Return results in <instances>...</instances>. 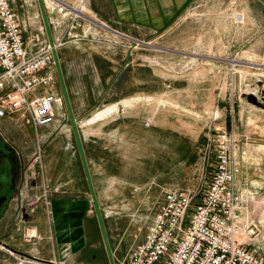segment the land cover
I'll return each instance as SVG.
<instances>
[{
	"label": "rangeland",
	"instance_id": "1",
	"mask_svg": "<svg viewBox=\"0 0 264 264\" xmlns=\"http://www.w3.org/2000/svg\"><path fill=\"white\" fill-rule=\"evenodd\" d=\"M36 1L37 4L36 2L33 4L35 10L39 5L38 0ZM237 2L239 6L241 5V9L238 8L236 12L233 11V15L236 16V13L245 12L243 20L244 23L246 22V26L247 22L258 25L264 24V0H238ZM216 4L218 3L211 4L210 10L214 9ZM227 6L232 7L230 0H227ZM73 23L77 25L76 22ZM209 26H212V23L208 20L203 25L199 23L195 25L191 22L182 30H172L165 35L163 40H160V43L152 46L154 50H151L149 54L155 55L153 53H156L162 57L161 63L167 80L163 91L165 92V99L169 102L183 99L185 101L183 103L187 107L192 105L194 101L203 102L205 99L208 100L207 90L210 85L207 86V84L209 81L221 83V89L218 88L216 93L212 91L213 109L206 108L212 112V117L205 115L204 118H201L200 123H196L189 109L175 108L170 105L174 110L170 107L165 108L159 119L158 126L163 128L162 133L159 129H155L150 122L146 123V127L143 123L142 125L128 124L127 136H116L117 142L108 139L112 140L110 147L114 149L113 157L110 155L107 158L102 155L98 157L96 147H91L92 143L87 141L91 176L99 205L103 211L116 264H123L131 249L145 239L149 224L157 212L159 204L163 201L166 191L196 192L203 187L214 163L215 136L223 130L230 133L225 129V126L228 129L233 128L241 135L239 136L242 140L241 147L245 146V150L260 152L259 154L264 152V113L260 111V109H264V66H253L248 64V61L243 60V63L239 62L240 66L234 67L235 63L238 62L232 60L230 61L232 65H228L227 76L223 73L213 76L216 73H205L202 68L195 69L196 65L192 63L194 61L188 63V67L187 63L181 66L183 60L180 61L179 66L177 65L178 58L172 51L175 48L185 49V40L188 36L194 37L195 41L209 30ZM251 32V30L246 31L245 39ZM180 42L182 43L179 45ZM127 46L131 51L146 47H134L133 44ZM59 47L60 45L57 47L58 51ZM154 61L151 60V62ZM203 62L200 59L198 64ZM261 63L264 65V61ZM58 82L56 75L54 84L58 85ZM58 86L61 88L60 83ZM183 86L185 92L179 95L174 88L180 87L182 89ZM59 96L62 98V104L60 105V113L56 114L57 122L45 131L43 138L33 136L34 139L30 145L26 146L27 144L22 143V139L20 141L19 138L18 141L17 138L18 136H29L26 131L12 130L11 126H8V134L5 132L4 136L1 133L2 138L7 142L9 141L12 156H9L7 160L9 174L6 175V179L8 180L0 181V195L2 193L7 194L5 211L0 221L2 218H10L13 231L9 230L8 232L15 233V238H18L23 232L20 226L27 223L29 216L31 219L33 214L37 217L41 213H47L54 217L55 214L52 213L53 199L69 197L81 202L85 214L93 217L90 228L96 227L98 233L95 238L96 241L90 240V243L97 246L96 242L103 244L101 231L85 173L83 171V177L80 172V155L76 141L74 140L70 144V136H73L70 132L72 126L63 94H59ZM254 96L257 98L256 101ZM191 97L193 98L192 103ZM161 100L164 99L159 98L157 103L162 104ZM197 109L200 113H205L202 107ZM118 110L119 106L113 113H117ZM143 111L144 109H142L141 115L144 114ZM95 113L88 119L93 118ZM111 114L92 122H88V119L81 122L85 138L89 140L91 138L89 136H107L106 128L102 126L108 121L105 118ZM209 117L211 118L210 124L208 123ZM231 119L233 123L229 125ZM77 123L79 125L78 121ZM80 132L82 135L81 129ZM121 133L124 135V132ZM7 136H14L15 138L8 140ZM119 137H121V141ZM93 151H95L94 155ZM5 154L6 152H1L0 157L5 156ZM253 161L259 166L256 169L250 168L248 170L249 177H257V175L264 177V157L263 159L254 158V160H250V162ZM109 162L113 165L110 166ZM4 183L2 188L1 185ZM249 192L261 194V192L252 189L247 193ZM79 211L80 209L77 210V212ZM74 212L67 214V219L72 218L71 216L74 218L79 216ZM259 214L263 221V228L257 246H259L260 255L264 257V213L259 211L255 214L256 217ZM17 228L19 229L17 230ZM86 237L89 241L87 232ZM0 239L3 242L1 236ZM64 241L65 239H61L60 242L62 254L58 255L54 261L50 260L51 262L69 264L64 258L70 248L66 247L67 243ZM9 243V245L4 244V247L0 243V264L3 262L8 264L13 261L9 250L17 253L18 246L15 245V242L10 240ZM86 255L85 253L87 263L82 262L80 256L77 257L79 260L69 262H71L70 264H100L88 261ZM26 259L30 261L27 264H49L32 257Z\"/></svg>",
	"mask_w": 264,
	"mask_h": 264
},
{
	"label": "crops",
	"instance_id": "2",
	"mask_svg": "<svg viewBox=\"0 0 264 264\" xmlns=\"http://www.w3.org/2000/svg\"><path fill=\"white\" fill-rule=\"evenodd\" d=\"M59 1L72 7L84 3L89 16H91V19L83 20L81 25H74L69 16H63L57 9L47 7L55 43L60 44L58 48L59 59L73 113L82 131L81 136L88 164L89 146L87 141L92 143L91 147H96L98 157L101 155L104 158L109 155L113 157L112 152L114 149H111L110 143L112 140L117 142L116 136H127L128 124L142 125L143 123L146 127V123L150 122L155 129H159L162 133L163 128L158 126V123L160 122L161 113L167 107L172 110H174L172 107L189 109L196 123H200L201 118H204L205 115L211 116L212 112H209L206 108L213 109L214 106L211 103L212 91L216 93L218 88L221 89V83L217 84L209 81L207 86L210 85L211 89L208 88L207 90L208 100L205 99L203 102L194 101L188 107L183 103L185 102L183 99L172 100V102L165 99L163 90L167 80L161 63L162 57L156 53H153L155 55L149 54V52L154 50L152 46L160 43V40H163L165 35L172 30H182L191 22L195 25L197 23L203 25L205 21L209 20L212 23L209 30L195 41L194 37L188 36L185 40V49L175 48L172 51L178 58V66L181 60H183L181 66L187 63V67L188 63L194 61L192 63H195V69L202 68L205 73H216L213 76L222 73L227 76L228 65H232L230 62L232 60L240 61V63L243 60L255 61L256 63L264 61V24L258 25L247 22L246 26V22L236 19L233 11L236 12L238 8L241 9L238 0H230L232 4L230 8L227 6V0ZM34 2L37 4L36 0H11V5L22 22L26 48L31 53L40 50L44 44L49 43L40 7L38 5L35 10ZM215 2L218 4L210 10L209 6ZM248 30L252 32L245 39V33ZM130 38L148 42L150 45L131 51L127 46L130 43ZM152 59L155 61L151 62ZM200 59L204 61L202 64H198ZM237 66H240L239 63H235L234 67ZM54 71L57 75L55 66ZM58 85L39 86L29 91L27 96L33 99L49 93L62 95L61 88H58ZM188 87L191 88L190 85ZM174 89L179 95L185 92L184 86L182 89L180 87ZM159 98L164 99L165 103L158 104L157 100ZM124 101H129L132 105H125ZM113 104H118L119 110L117 113L105 118L108 121L102 127L106 128L107 136H89L91 138L87 140L83 134L81 122L93 116L96 111ZM198 107H202L205 113L202 114L197 111ZM142 109H144L143 115H141ZM260 111L264 113V109H260ZM55 112L56 114L60 113V106H56ZM210 119L209 117V124ZM56 122L57 118L55 117V121L51 124L36 130L31 125H26L28 123L20 113H8L0 119V135L2 133L5 136V132L8 134V126H11L12 130H24L29 136H18L17 138L18 141L20 138L23 144L29 146L34 139L33 136L43 138L45 131L54 126ZM231 123H233L232 119L229 125ZM102 127L100 128L102 129ZM225 129L240 140L238 152L240 172L235 177V189L242 191L244 194L252 189L261 192L263 195L264 177L258 175L257 177H249L247 172L250 168H258L259 164H254L255 161L250 162V160H254V158L263 159L264 152L259 154L260 152L245 150V146L241 147L242 140L239 137L241 135L233 128L228 129L225 126ZM70 132L73 135L70 136L71 144L75 140L73 128H70ZM121 132H124V135H121ZM7 137L8 140L15 138L14 136ZM119 139L121 141V137ZM94 153L95 151H93V155ZM79 163L80 172L84 177L85 172L83 173L84 168L81 158ZM112 165L110 164V166ZM53 203L52 213L55 214L54 217L47 213H41L37 217L33 214L31 219L29 216L27 223L20 226L23 232L18 238H15V233L8 232L9 230L13 231L11 219H1L2 247L5 246L4 244L9 245L10 240L18 246L17 253L9 250L13 261L8 264H16L19 258H30L25 254L41 260L54 261L58 255L62 254L61 239H65L66 247L70 248L65 255L66 257L63 256L64 260L70 264L69 261L74 262L78 259L77 257L80 256L82 250L89 243L86 232L93 217L87 213L85 214V210L83 211L81 202L78 200L64 197V199H53ZM78 209H80L79 212H77ZM70 212L79 214V216L77 218L71 216L72 218L69 217L68 220L67 214H70ZM7 235L8 237H6ZM3 264L5 263L3 262Z\"/></svg>",
	"mask_w": 264,
	"mask_h": 264
},
{
	"label": "built area",
	"instance_id": "3",
	"mask_svg": "<svg viewBox=\"0 0 264 264\" xmlns=\"http://www.w3.org/2000/svg\"><path fill=\"white\" fill-rule=\"evenodd\" d=\"M44 2L46 10L53 7L76 24L91 19L84 3L72 7L59 0ZM129 42L134 47L150 45L134 38ZM54 66L49 43L29 52L11 0H0V119L20 113L36 130L51 124L62 98L49 93L30 99L27 94L55 83ZM239 148L240 140L229 132L215 136L214 163L203 187L196 192L166 191L145 239L123 264H264L257 246L263 221L255 215L264 213V194L235 189ZM27 263L21 258L16 264Z\"/></svg>",
	"mask_w": 264,
	"mask_h": 264
},
{
	"label": "water",
	"instance_id": "4",
	"mask_svg": "<svg viewBox=\"0 0 264 264\" xmlns=\"http://www.w3.org/2000/svg\"><path fill=\"white\" fill-rule=\"evenodd\" d=\"M38 4H39L40 10H41L42 17H43L45 30H46V33H47V36H48V39H49V45L52 48L54 64H55V68H56V71H57V75H58L61 91H62L64 102H65V105H66V108H67V111H68V115L70 117V121H71V124H72L75 141H76V144H77V147H78V151H79V154H80L81 162H82V165H83V168H84V172H85V175H86V179H87V182H88V186H89V189H90L92 202H93V205H94L96 217H97L99 228H100V231H101V236H102V239H103L106 251H107L109 264H116L115 258H114V254H113V250H112V247L110 245V240H109L108 232H107V229H106L105 221H104L103 211H102V209H101V207L99 205L97 194H96V191H95V188H94L91 172H90V169H89V164H88L87 157H86L85 150H84V146H83V140H82L80 128H79V125H78L77 120H76V118L74 116V113H73V108H72L70 97H69V93H68V90H67V87H66V83H65V79H64V75H63L60 59H59V54H58V50H57V45H56L54 37H53L51 23H50V20L48 18L45 2H44V0H38ZM253 98L256 101L257 98L255 96ZM5 199H6V196L0 197V204ZM0 243H3V242L0 241ZM20 253L23 254L22 252H20ZM25 255L30 257V258L32 257L29 254H25ZM32 258L35 259V260H38L40 262H47L49 264H55V263H53L51 261H45V260L37 259L35 257H32Z\"/></svg>",
	"mask_w": 264,
	"mask_h": 264
},
{
	"label": "flooded vegetation",
	"instance_id": "5",
	"mask_svg": "<svg viewBox=\"0 0 264 264\" xmlns=\"http://www.w3.org/2000/svg\"><path fill=\"white\" fill-rule=\"evenodd\" d=\"M8 142L5 141L2 138V136H0V154L3 151L6 152L5 156L0 157V181L1 182L8 180V179H6V175L9 174V170H7V168H8L7 166L9 163L7 160H8L9 156L10 157L12 156V152H11L12 149H10L11 146H9L10 144H8ZM4 185H5V183L3 185H1V187L3 188ZM2 195L6 196V199L3 201L4 203L2 202L0 204V218L2 217V214L5 211L4 206L6 205V202H7V194L2 193L0 195V197H2ZM91 225L89 226V228L87 230V235L89 236V238H88L89 243L87 244L85 249L82 250V253L80 254V259L82 260V262L87 263L86 257H85V253H86L88 261H93L95 263L98 262L100 264H106L107 262H109V260H108V255H107V251H106L103 239H102L103 244L101 242H99V243L96 242L97 246H94V243H90V240H92V241L95 240L96 235L98 233V229L96 227H92V229L90 228ZM110 245H111V242H110Z\"/></svg>",
	"mask_w": 264,
	"mask_h": 264
},
{
	"label": "bare ground",
	"instance_id": "6",
	"mask_svg": "<svg viewBox=\"0 0 264 264\" xmlns=\"http://www.w3.org/2000/svg\"><path fill=\"white\" fill-rule=\"evenodd\" d=\"M238 15H240V17L238 16ZM91 17V16H90ZM236 19H238V20H242L243 22H244V18H245V12L244 13H236V17H235ZM98 26V25H97ZM236 62V61H235ZM238 63L240 62V61H237ZM241 63H243V62H241ZM248 64H250V65H253V66H258V67H260V66H264V65H262V63H256L255 61L253 62V61H250V62H248ZM264 73V72H263ZM262 77V76H261ZM261 79V78H260ZM251 83V82H250ZM252 87V86H251ZM254 91V90H253ZM248 94V93H247ZM161 102L162 103H164V100H161ZM125 105H132V103L131 102H129V101H124L123 102ZM117 108H118V104H113V105H109V106H107L105 109H101V110H99L98 112H96L95 113V115H94V117L93 118H91V119H88L87 121L88 122H92V121H94L95 119H98V118H100V117H104V116H107V115H109V114H111V113H113V112H115L116 110H117Z\"/></svg>",
	"mask_w": 264,
	"mask_h": 264
}]
</instances>
